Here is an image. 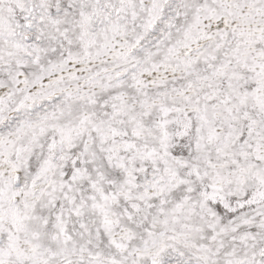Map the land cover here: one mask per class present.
Returning a JSON list of instances; mask_svg holds the SVG:
<instances>
[{
    "label": "snow or ice",
    "instance_id": "obj_1",
    "mask_svg": "<svg viewBox=\"0 0 264 264\" xmlns=\"http://www.w3.org/2000/svg\"><path fill=\"white\" fill-rule=\"evenodd\" d=\"M0 264H264V0H0Z\"/></svg>",
    "mask_w": 264,
    "mask_h": 264
}]
</instances>
